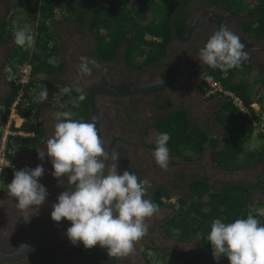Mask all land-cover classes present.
I'll use <instances>...</instances> for the list:
<instances>
[{
	"label": "flooded vegetation",
	"instance_id": "1",
	"mask_svg": "<svg viewBox=\"0 0 264 264\" xmlns=\"http://www.w3.org/2000/svg\"><path fill=\"white\" fill-rule=\"evenodd\" d=\"M16 2L0 0V30L14 15ZM170 3L175 9L182 3L176 15L182 11L179 30L176 26L177 37L173 31L167 53L142 68L127 64L124 46L111 61H104L98 55L96 36L91 28V0H61L65 17L51 27L58 45L57 54L63 63L62 71L52 77L51 82L82 90L79 94L85 95L87 122H90L87 99L92 96L96 129L105 150H114L118 154V173L128 170L140 180L149 181L151 187L144 198L158 205V211L146 220L149 225L147 234L135 243L133 252L122 258H113L118 264H162L163 255L172 257L170 262L177 258L191 264H217L212 255L201 251L198 238L184 240L176 228L169 230L167 226L178 214L182 203L194 199L191 193L194 184L205 183L212 192H219L228 183L250 185L254 183L250 178L223 181L220 173L258 168L223 170L214 163L208 147L200 154L170 149L167 169H161L155 163L152 154L156 146L150 142L151 127L171 112H184L207 134L217 136L222 132L214 118L220 96L210 93L207 79L216 80V75L225 78L228 70L209 69L198 60L200 49L215 31L227 26L239 35L249 59L236 69L253 65L264 79V39L248 35L241 19L223 9L206 5L204 0H170ZM14 46V39L0 40V112L16 88L11 60ZM82 56L95 59L103 68H93L90 76L81 78L77 65ZM204 74L207 75L202 77ZM57 112L46 105L42 115L39 114L44 127L42 144L28 145L19 151L11 176L0 186V264H96L98 261L102 248L97 245L94 251L88 252L83 244L73 245L66 236L71 223L51 220L52 205L67 190V177L57 180L52 175L50 158L47 155L43 160L38 157L39 151L46 149L48 138L54 134ZM109 163L106 162L105 174ZM38 165L44 169L38 183L45 187L48 196L30 221L25 222L22 218L25 214L17 210L15 204L18 201L7 194L6 186L13 180L15 171L35 169ZM259 194L264 197L253 191L251 201ZM13 254V258L6 259Z\"/></svg>",
	"mask_w": 264,
	"mask_h": 264
},
{
	"label": "trees",
	"instance_id": "2",
	"mask_svg": "<svg viewBox=\"0 0 264 264\" xmlns=\"http://www.w3.org/2000/svg\"><path fill=\"white\" fill-rule=\"evenodd\" d=\"M61 0H17L15 13L4 29L0 30V40L14 39V33L25 26L34 36L35 51H25L15 44L11 60L15 65H29L31 72L26 84H15V91L4 109L0 112V125L4 123L9 108L19 92L21 101L17 106L18 115L23 120L21 130L30 133L29 137H18L13 146L11 163L15 165L17 153L28 148V145H40L44 139V127L40 123L35 97L47 88V99L42 101L49 108L59 112L74 113L73 119L87 122V106L85 100L79 108H74L71 99L79 95L73 89L72 93L62 94L67 85L55 84L51 78L63 69V63L58 57V45L51 32L52 24L61 23L64 19ZM91 28L98 44V55L104 61L115 59L121 47L124 46V58L128 65L139 68L148 66L160 60L169 49L173 38V24L181 7L176 9L170 0H91ZM209 6H215L232 13L242 20L244 30L248 35L264 39V0H204ZM181 22L177 25L179 30ZM56 58L58 66L49 61ZM223 90L230 91L241 98L245 106L257 105V111L251 117L240 112L225 96H220L214 111V118L222 132L213 136L204 132L198 125L188 119L184 112L175 111L163 117L152 125L151 143L156 146L157 137L164 132L171 139L167 147L179 153L186 150L200 154L205 147L212 152V158L217 167L223 170L253 169L262 167V172L256 183L224 184L219 192H212L204 183H196L191 187L194 199L182 203L178 214L167 226L176 228L180 238L184 240L199 239V247L204 254L212 255V247L207 240L213 219L222 222H233L237 218H246L248 212L264 224V217L257 213L256 206L251 204L253 191L264 196V147L259 150L245 152V147L256 129L264 131V79L261 72L253 65L243 69H230L227 76L215 78ZM264 139V132L259 135ZM88 252L94 249H87ZM96 264H118L113 257H108L106 250L100 249ZM163 255L164 264H191L174 262ZM90 259V258H89ZM217 264H229L226 257L216 260Z\"/></svg>",
	"mask_w": 264,
	"mask_h": 264
},
{
	"label": "clouds",
	"instance_id": "3",
	"mask_svg": "<svg viewBox=\"0 0 264 264\" xmlns=\"http://www.w3.org/2000/svg\"><path fill=\"white\" fill-rule=\"evenodd\" d=\"M14 42L25 51L36 50L28 26L14 33ZM248 59L249 53L239 35L227 26L215 31L198 53L199 62L209 69L222 71L240 67ZM80 61L77 71L81 78L90 76L93 68H103L95 59L82 56ZM49 62L59 65L56 58ZM61 91L70 95L73 89L66 86ZM81 91L76 88L77 93ZM47 96V88H44L35 97V102H42ZM84 100L85 95L79 94L71 99L72 106L79 108ZM55 116L58 123L54 134L48 138L46 149L39 151L38 158L43 160L47 155L52 164V175L57 180L67 177L68 187L52 205L51 220L71 223L66 236L73 245L80 243L85 249L98 245L113 258L129 255L135 243L148 232L146 220L158 211L157 204L144 198L151 184L128 170L118 173L119 156L114 150H105L94 122L75 120L70 111L57 112ZM170 139L167 132L156 139L152 155L161 169H167L169 164L167 144ZM108 161L111 163L105 174ZM43 174L42 165L35 169H21L14 172L13 180L6 186L7 194L18 201L15 204L17 210L25 214L22 216L25 222L30 221L48 196L45 187L38 183ZM207 240L216 260L226 257L229 264H264V224L251 210L246 218H237L233 222L213 219Z\"/></svg>",
	"mask_w": 264,
	"mask_h": 264
},
{
	"label": "built area",
	"instance_id": "4",
	"mask_svg": "<svg viewBox=\"0 0 264 264\" xmlns=\"http://www.w3.org/2000/svg\"><path fill=\"white\" fill-rule=\"evenodd\" d=\"M23 69L21 70L22 75L20 76V80L18 84L24 85L28 82L31 67L29 65H23ZM207 83L209 86V90L211 94H216L219 96H225L228 98L231 103L242 113L251 117L256 109L257 105L254 103L250 105V107L245 106L241 98L236 96L234 93L230 91H225L222 88V85L219 81L214 80L212 78L207 79ZM16 84V81H15ZM22 93L19 92L18 96L12 102L9 112L5 118L4 123L0 125V186L9 179L12 171L14 170V166L11 163L10 156L13 155V144L15 139L18 137H29L30 133H27L21 130V126L23 120L18 115L17 106L21 101Z\"/></svg>",
	"mask_w": 264,
	"mask_h": 264
},
{
	"label": "rangeland",
	"instance_id": "5",
	"mask_svg": "<svg viewBox=\"0 0 264 264\" xmlns=\"http://www.w3.org/2000/svg\"><path fill=\"white\" fill-rule=\"evenodd\" d=\"M12 64H13V68H14L13 78H15L16 84H18L19 80H20V76L22 75L21 70L23 69L24 66L21 65V67H19V65H15L13 61H12ZM45 108H46V104L44 102H41L39 104V107H38V112H39L40 116L42 115L43 110ZM257 110L258 109H256V111ZM260 128L261 127L256 129V131H254V133L252 134V137L250 138V140L246 144L245 152L259 150L260 148L264 147V139L259 136L264 131H261ZM250 180L253 181V178H250ZM251 204L256 206L258 215L260 217H264V197L260 196V194H259L257 197L253 198V200L251 201ZM162 264H164V263H162Z\"/></svg>",
	"mask_w": 264,
	"mask_h": 264
},
{
	"label": "water",
	"instance_id": "6",
	"mask_svg": "<svg viewBox=\"0 0 264 264\" xmlns=\"http://www.w3.org/2000/svg\"><path fill=\"white\" fill-rule=\"evenodd\" d=\"M182 11L179 12L178 16L176 17L175 19V24H174V35L177 37V32H176V26H177V23H178V20L180 18V15H181ZM87 102H88V106L90 107V122H94L95 121V118H96V112H95V109H94V105H93V102H92V96L89 95V98L87 99ZM262 172V167L258 166V168L252 170V171H246V170H240V171H237V172H227V171H223L220 173V177L223 181H228L229 179L231 180H239V181H243L245 179H249V178H253V182L256 183L258 181V177L260 175V173ZM248 174V175H247ZM14 257V254L13 255H10V256H7L6 259H11Z\"/></svg>",
	"mask_w": 264,
	"mask_h": 264
}]
</instances>
